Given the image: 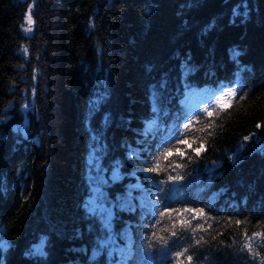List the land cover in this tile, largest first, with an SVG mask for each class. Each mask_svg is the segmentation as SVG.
Listing matches in <instances>:
<instances>
[{
	"label": "trees",
	"instance_id": "trees-1",
	"mask_svg": "<svg viewBox=\"0 0 264 264\" xmlns=\"http://www.w3.org/2000/svg\"><path fill=\"white\" fill-rule=\"evenodd\" d=\"M254 233L264 0H0V264H264Z\"/></svg>",
	"mask_w": 264,
	"mask_h": 264
},
{
	"label": "snow or ice",
	"instance_id": "snow-or-ice-1",
	"mask_svg": "<svg viewBox=\"0 0 264 264\" xmlns=\"http://www.w3.org/2000/svg\"><path fill=\"white\" fill-rule=\"evenodd\" d=\"M26 20H27V23H28L29 27H27V28L24 29V30H25V32H31V31H32V27H31V25L33 24V20H32V17H31L30 14L26 15ZM24 51H27V49H24ZM226 95L234 96V95H235V91H230V92L226 93ZM229 106H230V105H229ZM257 127H260V125H257ZM245 139H248V137H245ZM158 166H159V165H158V163H157V167H158ZM154 170H155V169H154ZM237 223H239V222H237ZM257 237H259V238L262 240V242H264V234H261V233H254V234H253V237H246V239H248L249 241H251L252 239L257 238ZM244 247L247 248L250 252H253V253H254V249H253V246H252L251 243L245 244ZM242 250H243V249H242ZM185 251H187V250L185 249ZM183 254H184V253H182V252H177L176 255L179 257V256H182ZM254 254H255V253H254ZM129 255H130V250H129ZM187 259H188L189 261H192V257H191V256H188ZM262 259H264V258H262Z\"/></svg>",
	"mask_w": 264,
	"mask_h": 264
}]
</instances>
